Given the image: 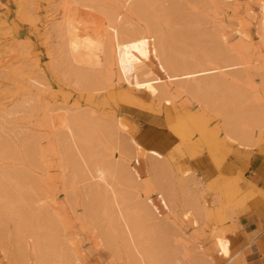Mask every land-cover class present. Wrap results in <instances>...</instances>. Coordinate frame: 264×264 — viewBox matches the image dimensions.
<instances>
[{"label": "rangeland", "instance_id": "obj_1", "mask_svg": "<svg viewBox=\"0 0 264 264\" xmlns=\"http://www.w3.org/2000/svg\"><path fill=\"white\" fill-rule=\"evenodd\" d=\"M263 5L0 0V175L18 176L32 196L22 205L0 177L2 201L15 202L0 201V264H138L109 223L113 210L105 212L98 194L82 191L87 169L51 124L62 111L90 119L98 163L129 169L121 170L116 186L148 241V264H247L251 249H231L229 237L257 195L250 192L257 176L252 157L264 153ZM69 7L96 9L105 22L130 29L128 47L138 67L129 80L118 69L110 33L98 68L84 76L71 66L64 26ZM173 62L190 66L203 86L191 93L180 77H170ZM207 69L215 73L203 78ZM144 79L150 81L137 83ZM163 125L174 138L159 132ZM154 145L166 150L159 160L150 157ZM202 155L218 170L211 179L190 166Z\"/></svg>", "mask_w": 264, "mask_h": 264}, {"label": "bare ground", "instance_id": "obj_2", "mask_svg": "<svg viewBox=\"0 0 264 264\" xmlns=\"http://www.w3.org/2000/svg\"><path fill=\"white\" fill-rule=\"evenodd\" d=\"M79 8L80 7H69L64 25L65 32L67 35L66 36L67 44L69 47L68 62L71 64V66L76 67V69L81 75L85 76L88 73L90 74L89 68L91 67L98 68L99 65L101 64L100 53L106 49L104 42H105V38L110 33L113 41L114 53H115L118 69L120 70L123 78L125 80H129V73L133 72L136 69V67H138L137 62L132 59L130 45L128 47V44H132L133 33L130 31V29L128 30L125 29V27L118 25V22H113V20L111 19H107V22H105L101 16L94 14L97 12L96 9L94 10L84 9V11H81ZM262 8L264 10V5ZM239 33L241 36H244V33L242 31H239ZM170 68H172V71H174V74H170V77H175V78L180 77L179 78L180 81L178 82L182 83L183 87L187 88V90L191 91V93L199 89V86L200 88L201 86H203V82H201L200 80L202 76L197 75V72L194 71L190 72L189 71V69H191L190 66L180 65L178 64V62H173L172 67ZM203 72H204L203 78H208L215 73V69H207L204 70ZM146 81H150V79L138 80L137 83L146 82ZM149 87L158 96H160L159 94H161L160 93L161 91L159 92L160 89L157 87V85H150ZM163 93L164 91L162 92V95ZM163 96L165 97V95ZM165 100L170 101V99L167 97H165ZM83 120H84L83 117L80 118L79 116H76L73 113L68 114L67 112L62 111V112L54 113L52 115L51 124L55 131H60L63 134V137L65 138V139L63 138V143H65L64 145L68 149V151L72 152L73 158L75 159L76 157L78 163L82 166H85L87 169L86 174L87 176L89 175L87 181L89 182H86L88 183V184L85 183L86 185L83 184L82 191H84L85 195L87 196H90L91 194L92 195L98 194L97 195L98 198L100 197V199L103 200L104 202L105 208L104 207L103 208L105 209V212L108 211L112 212L113 210L114 216L111 218V220L109 219L110 220L109 223H111L112 225L111 227H114L115 229H119L120 232H122V235L124 236L123 238H126L129 245H131V247L133 248V253L136 256L138 264H148L149 260L153 258L149 250H147L148 241H146L145 240L146 238L143 237L144 232L142 234V232L139 229L140 222L135 216L136 214L133 215L130 212V210L125 204V201L123 200L122 195L120 194L121 192L118 190L116 186L117 181L121 177L124 178L122 176L121 170L129 171V169L120 166L118 162L110 161V160L104 161L103 164L98 163L97 153L94 152L95 150H93V145L90 141L91 139L90 134L94 132L93 131L94 127L91 126L94 125L91 123L92 125L89 126L90 119H86L89 120V122H85V123ZM84 124H87L88 126L85 128L86 125L84 126ZM133 142L136 143L135 140ZM149 151L151 154L150 156L151 158L156 160L162 158V155L158 151L156 150H149ZM5 173L6 172H4V176L2 177L1 175H3V173H1L0 177L1 178L6 177L8 186L13 187L17 191V193L20 195L18 201H20L22 205H25V203L27 204L28 200H30L31 202L32 196L30 195V193L29 196L26 195L27 192L25 190L23 191L24 188L22 189L21 186L22 181L20 182L18 176L10 177L11 175L8 176V173H6L7 175ZM81 177L84 176L82 175ZM125 177L130 179L132 178V174L128 173L127 175H125ZM1 178H0V184L3 181V179ZM85 179L83 181H86ZM2 196H0L1 197L0 201H2L3 199ZM2 202H7L8 205L10 201H2ZM92 210L96 211V209L94 208H92ZM19 230L20 229L18 228L17 231L19 232Z\"/></svg>", "mask_w": 264, "mask_h": 264}, {"label": "crops", "instance_id": "obj_3", "mask_svg": "<svg viewBox=\"0 0 264 264\" xmlns=\"http://www.w3.org/2000/svg\"><path fill=\"white\" fill-rule=\"evenodd\" d=\"M159 132L165 137L174 138V134L166 125H163ZM148 149L160 152L155 145L150 146ZM165 151L162 150L160 153L164 154ZM252 160L257 176L253 180V190L250 192L255 191V195H257L249 200L250 211L240 217L241 227L229 239L231 241V249L242 244H244L243 248L247 249L249 247L251 249V252L246 256L247 264H261L264 258V153L253 155ZM209 161L207 156L202 155L191 159L189 163L198 176L203 179H211L218 174V170L212 167ZM229 169L231 168H227L225 171L228 172ZM250 196H252L251 193Z\"/></svg>", "mask_w": 264, "mask_h": 264}]
</instances>
